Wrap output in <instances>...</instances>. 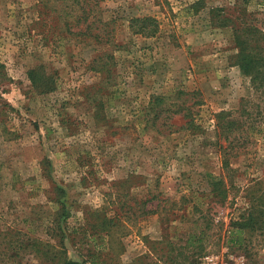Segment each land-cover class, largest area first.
Masks as SVG:
<instances>
[{"label":"rangeland","instance_id":"rangeland-1","mask_svg":"<svg viewBox=\"0 0 264 264\" xmlns=\"http://www.w3.org/2000/svg\"><path fill=\"white\" fill-rule=\"evenodd\" d=\"M99 6L100 43L57 3L0 0V264H44L3 245L55 243V215L85 264H264V93L235 38L264 46V0Z\"/></svg>","mask_w":264,"mask_h":264},{"label":"trees","instance_id":"trees-1","mask_svg":"<svg viewBox=\"0 0 264 264\" xmlns=\"http://www.w3.org/2000/svg\"><path fill=\"white\" fill-rule=\"evenodd\" d=\"M40 3H57L58 10L56 11L58 15L61 13L65 17H71V21L67 19L63 21V25L66 31H69L77 35H88L93 37L98 43L102 42L103 39L109 41L110 34L113 30L108 29L110 22H104L102 18V11L99 6L101 0H38ZM53 5V4H52ZM100 24V25H99ZM74 26L76 30H71V26ZM129 29L134 34H140L141 36H154L159 30V22L154 16H141V17H131L129 19ZM95 31V32H92ZM261 30L255 26H241L239 29H235V38L238 45L237 58L240 60L243 66V70L246 75L250 78L252 88L254 91L264 93V46L260 43V37L262 36ZM254 43V44H253ZM94 62V61H93ZM263 64L260 68L257 63ZM95 68V67H94ZM159 115H155L153 121H157ZM231 123L228 122L226 125L227 129L231 128ZM236 136L234 135L228 144H232ZM228 137H225L227 140ZM229 148V146L224 147V149ZM233 150L230 147L228 153ZM237 155V152L232 154ZM56 221L55 226L49 229L53 233L55 243L51 242L49 239H41L36 237H29L24 243V239L20 240L19 237L15 238L14 235H10L6 246L3 245L5 254L11 252L12 257H16L20 252H24L26 249L29 253H33L35 257L42 260L44 264H85L86 260H77L66 258L63 255L66 253V245L64 243L65 233L64 228L61 226L58 215L53 217L52 223ZM241 226H238L231 230V234H240ZM48 233V232H47ZM240 236L236 237V241L239 242ZM232 244H236L235 240H231ZM1 252V251H0ZM60 259L57 261L56 259Z\"/></svg>","mask_w":264,"mask_h":264}]
</instances>
